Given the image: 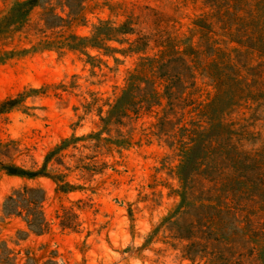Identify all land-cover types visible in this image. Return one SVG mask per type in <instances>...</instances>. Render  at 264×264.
<instances>
[{"label": "rangeland", "instance_id": "374dc122", "mask_svg": "<svg viewBox=\"0 0 264 264\" xmlns=\"http://www.w3.org/2000/svg\"><path fill=\"white\" fill-rule=\"evenodd\" d=\"M0 264H264V0H0Z\"/></svg>", "mask_w": 264, "mask_h": 264}, {"label": "trees", "instance_id": "16d2710c", "mask_svg": "<svg viewBox=\"0 0 264 264\" xmlns=\"http://www.w3.org/2000/svg\"><path fill=\"white\" fill-rule=\"evenodd\" d=\"M45 199L46 195L42 190L33 187H22L13 190L5 198L2 204V213L4 217L15 216L21 218L28 231L42 234L47 228L42 211V204ZM63 222L61 221L60 226L63 229H68L69 226Z\"/></svg>", "mask_w": 264, "mask_h": 264}]
</instances>
